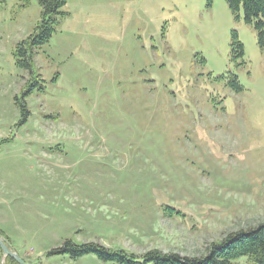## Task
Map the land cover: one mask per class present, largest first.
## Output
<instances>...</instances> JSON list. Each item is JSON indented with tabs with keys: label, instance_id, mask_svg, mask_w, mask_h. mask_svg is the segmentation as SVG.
<instances>
[{
	"label": "rangeland",
	"instance_id": "obj_1",
	"mask_svg": "<svg viewBox=\"0 0 264 264\" xmlns=\"http://www.w3.org/2000/svg\"><path fill=\"white\" fill-rule=\"evenodd\" d=\"M22 4L0 0V236L13 252L112 264L49 256L71 240L200 255L264 222V33L243 7L67 0L25 69L17 45L42 7Z\"/></svg>",
	"mask_w": 264,
	"mask_h": 264
},
{
	"label": "trees",
	"instance_id": "obj_2",
	"mask_svg": "<svg viewBox=\"0 0 264 264\" xmlns=\"http://www.w3.org/2000/svg\"><path fill=\"white\" fill-rule=\"evenodd\" d=\"M19 1L23 2L22 5L27 6L31 0ZM38 2L42 7V20L37 24L34 32L17 45V55H22V59L16 63L20 68H33L36 49L50 40L60 24L61 18L69 14L61 10L67 4V0H38ZM227 2L231 9L238 14L243 7L246 22L255 25L264 33V0H227ZM238 48L239 53L243 55L244 45L235 34L232 43L234 53L238 52ZM27 92L30 90L24 94ZM24 94L23 100L16 97V105L20 112H23L21 123L26 121L27 114ZM165 209L172 210L164 205ZM0 234L3 232L0 231ZM208 249V252L200 255H183L177 251L164 252L155 248L142 255H135L123 249L100 248L92 243L74 244L68 240L65 247L52 250L48 254L50 256L54 252L67 253L71 257L78 258L91 253L103 262L112 264H237V261L247 256L249 264H264V222L228 233L220 242L213 244ZM11 263L18 264L12 259Z\"/></svg>",
	"mask_w": 264,
	"mask_h": 264
},
{
	"label": "water",
	"instance_id": "obj_3",
	"mask_svg": "<svg viewBox=\"0 0 264 264\" xmlns=\"http://www.w3.org/2000/svg\"><path fill=\"white\" fill-rule=\"evenodd\" d=\"M0 247L2 248V250L8 255V256H12L13 258H15L18 262H20L21 264H28L27 262H25L16 252H13L9 246L4 242L3 238L0 236Z\"/></svg>",
	"mask_w": 264,
	"mask_h": 264
},
{
	"label": "bare ground",
	"instance_id": "obj_4",
	"mask_svg": "<svg viewBox=\"0 0 264 264\" xmlns=\"http://www.w3.org/2000/svg\"><path fill=\"white\" fill-rule=\"evenodd\" d=\"M6 254V253H5Z\"/></svg>",
	"mask_w": 264,
	"mask_h": 264
}]
</instances>
